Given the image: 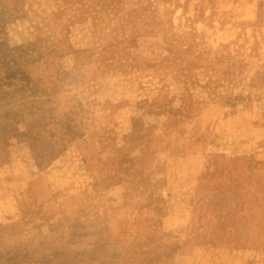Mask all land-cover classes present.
Returning a JSON list of instances; mask_svg holds the SVG:
<instances>
[{
  "label": "rangeland",
  "instance_id": "1",
  "mask_svg": "<svg viewBox=\"0 0 264 264\" xmlns=\"http://www.w3.org/2000/svg\"><path fill=\"white\" fill-rule=\"evenodd\" d=\"M0 264H264V0H0Z\"/></svg>",
  "mask_w": 264,
  "mask_h": 264
},
{
  "label": "crops",
  "instance_id": "2",
  "mask_svg": "<svg viewBox=\"0 0 264 264\" xmlns=\"http://www.w3.org/2000/svg\"><path fill=\"white\" fill-rule=\"evenodd\" d=\"M227 156H232V157H231L232 159H237L235 155H234V157H233V155H227ZM241 167H246V165L241 164L240 168H241ZM240 171H241V170H240Z\"/></svg>",
  "mask_w": 264,
  "mask_h": 264
}]
</instances>
